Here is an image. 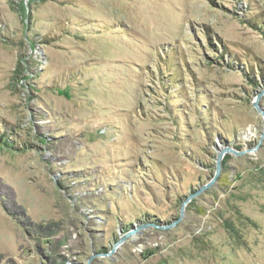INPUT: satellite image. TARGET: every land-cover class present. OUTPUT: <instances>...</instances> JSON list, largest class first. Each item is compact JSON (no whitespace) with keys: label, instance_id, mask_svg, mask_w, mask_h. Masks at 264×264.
Returning a JSON list of instances; mask_svg holds the SVG:
<instances>
[{"label":"rangeland","instance_id":"rangeland-1","mask_svg":"<svg viewBox=\"0 0 264 264\" xmlns=\"http://www.w3.org/2000/svg\"><path fill=\"white\" fill-rule=\"evenodd\" d=\"M1 135L0 264H264V0H0Z\"/></svg>","mask_w":264,"mask_h":264},{"label":"water","instance_id":"water-1","mask_svg":"<svg viewBox=\"0 0 264 264\" xmlns=\"http://www.w3.org/2000/svg\"><path fill=\"white\" fill-rule=\"evenodd\" d=\"M222 159H223V152H220V154L217 157V173L220 171ZM122 241L123 239L120 240L119 243H121Z\"/></svg>","mask_w":264,"mask_h":264},{"label":"trees","instance_id":"trees-1","mask_svg":"<svg viewBox=\"0 0 264 264\" xmlns=\"http://www.w3.org/2000/svg\"><path fill=\"white\" fill-rule=\"evenodd\" d=\"M4 139H5V136H4V135H1V136H0V146H1V144L3 143Z\"/></svg>","mask_w":264,"mask_h":264}]
</instances>
